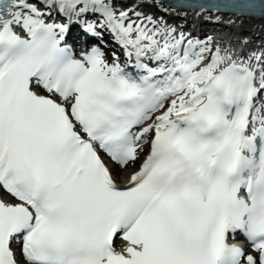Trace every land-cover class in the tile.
Returning <instances> with one entry per match:
<instances>
[{"label":"snow or ice","instance_id":"1","mask_svg":"<svg viewBox=\"0 0 264 264\" xmlns=\"http://www.w3.org/2000/svg\"><path fill=\"white\" fill-rule=\"evenodd\" d=\"M0 264H264V51L127 0H0Z\"/></svg>","mask_w":264,"mask_h":264},{"label":"bare ground","instance_id":"2","mask_svg":"<svg viewBox=\"0 0 264 264\" xmlns=\"http://www.w3.org/2000/svg\"><path fill=\"white\" fill-rule=\"evenodd\" d=\"M134 5H139L140 8H144V9L139 10V11L150 15L149 9H151L152 7L144 6L142 4H133L132 5L130 2L128 3V6L130 8ZM158 7L159 6H154V8H158ZM161 10H163V9L161 8ZM133 18L135 19V17H133ZM240 27H242V28L245 27V30H247V32H249L250 34L254 33V35L256 37L258 34H261L264 31V21H257V22L246 21V22H242V23L235 21V23H230V25L227 28H229L233 31H238Z\"/></svg>","mask_w":264,"mask_h":264}]
</instances>
